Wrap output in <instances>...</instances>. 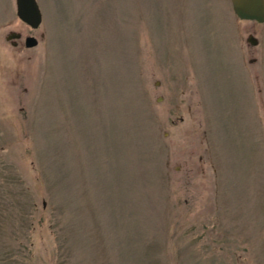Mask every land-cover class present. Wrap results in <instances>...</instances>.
<instances>
[{"label": "rangeland", "instance_id": "obj_1", "mask_svg": "<svg viewBox=\"0 0 264 264\" xmlns=\"http://www.w3.org/2000/svg\"><path fill=\"white\" fill-rule=\"evenodd\" d=\"M36 2L0 0V264H264V22Z\"/></svg>", "mask_w": 264, "mask_h": 264}, {"label": "water", "instance_id": "obj_2", "mask_svg": "<svg viewBox=\"0 0 264 264\" xmlns=\"http://www.w3.org/2000/svg\"><path fill=\"white\" fill-rule=\"evenodd\" d=\"M231 11L239 20H250L257 23L264 22V0H229ZM15 15L30 28H36L41 20V13L36 0H14ZM19 38V33L9 32L6 40ZM246 42L250 45L256 44V38L251 35L246 37ZM12 45L15 41L12 40ZM23 43L26 47H31L36 44L35 38L25 36Z\"/></svg>", "mask_w": 264, "mask_h": 264}]
</instances>
